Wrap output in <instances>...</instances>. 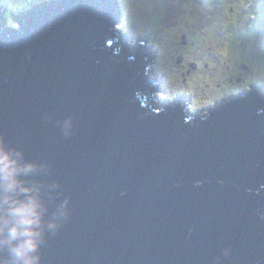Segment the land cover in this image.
<instances>
[{
	"label": "water",
	"instance_id": "obj_1",
	"mask_svg": "<svg viewBox=\"0 0 264 264\" xmlns=\"http://www.w3.org/2000/svg\"><path fill=\"white\" fill-rule=\"evenodd\" d=\"M117 14L115 0H49L18 29L0 17V139L68 201L40 264H264V96L204 117L154 104Z\"/></svg>",
	"mask_w": 264,
	"mask_h": 264
},
{
	"label": "flooded vegetation",
	"instance_id": "obj_2",
	"mask_svg": "<svg viewBox=\"0 0 264 264\" xmlns=\"http://www.w3.org/2000/svg\"><path fill=\"white\" fill-rule=\"evenodd\" d=\"M157 1L161 4V12L165 9L162 7L165 1L172 4L162 14L173 12L176 14L175 22L184 23L187 27L185 31L175 34L172 48L162 53V58L158 60L160 63L164 61L165 67H169V62L174 64L185 87L184 90L176 88L173 101L182 98L189 113L201 117L207 115L212 107L210 102L219 98L211 94L218 76H232V85H223V96L231 91L233 95L238 94L237 97L257 91L264 96V0H185V7H180L175 0ZM195 23L200 29H194ZM212 24L214 27H211ZM150 48L154 53L150 50L152 55L147 53L155 62L161 50ZM221 61L228 62L224 72L219 71L223 65H215ZM203 68L210 70L205 77L201 75ZM212 68L215 69L211 72ZM165 76L155 79L164 83ZM155 88L157 101H170L166 97V90L160 85ZM196 104L202 106L196 107Z\"/></svg>",
	"mask_w": 264,
	"mask_h": 264
},
{
	"label": "clouds",
	"instance_id": "obj_3",
	"mask_svg": "<svg viewBox=\"0 0 264 264\" xmlns=\"http://www.w3.org/2000/svg\"><path fill=\"white\" fill-rule=\"evenodd\" d=\"M141 44L136 47L143 48L153 63ZM156 99L154 95L152 100L161 102ZM68 128L66 122L65 135ZM50 174L47 165L27 160L22 150L0 139V264H40L39 250L46 234L55 235L68 219V201H59L60 184L35 179Z\"/></svg>",
	"mask_w": 264,
	"mask_h": 264
},
{
	"label": "rangeland",
	"instance_id": "obj_4",
	"mask_svg": "<svg viewBox=\"0 0 264 264\" xmlns=\"http://www.w3.org/2000/svg\"><path fill=\"white\" fill-rule=\"evenodd\" d=\"M46 1L49 0H0V15L3 14V16L6 18V20L4 19V29H18L19 26L16 21L24 22V19L22 17H25L29 12H31V10L37 8L41 5V3H45ZM115 2L118 13L116 30L121 32L118 36L122 40L134 46H137V43L139 41H141L142 44L144 42L145 50H150L152 53L154 52L150 47H156L161 50V53H157L158 58L152 64L153 71L151 72L150 76L153 79L159 76L166 75L164 78V83H161L162 81L158 82L159 85L164 90H166V97H168L170 101H173L172 95L176 94V88H181V90H184L185 87H183L181 84L180 74L178 73V69L176 72L174 64L171 65V63L169 62V67H165V65L163 64L164 61L160 63L158 60L162 58V53L172 48L171 44L174 42L175 34L180 33L181 31H185L187 29L186 24L179 23L177 21L175 22L176 14H174L173 12H166L162 14L163 11H168L169 6H173L170 3L167 4V1H165L166 4L162 5L163 8L165 7L162 12L161 4L157 0H115ZM175 3H179L180 7H185L186 5L185 0H175ZM9 14H13V17ZM195 27V29H200L198 25H196ZM211 27H214V25L212 24ZM217 28L218 27L216 26V29ZM175 43H177V39H175ZM150 51L148 52L151 54ZM227 63V61L225 63L221 61L220 63H216L215 65H223L221 66L222 69L219 71L224 72L228 67L226 65ZM214 69L215 68H212L211 72ZM209 72L210 70H206L203 68L201 74L202 77L207 76ZM231 78L232 76L225 78H221L218 76L217 79L214 81V89L213 91H211V94L212 96L219 98L218 100L215 99V101L210 102V104H212V107L208 109L209 111L229 101L230 99L228 97L232 99L238 96V94L233 95L234 92L232 91L229 94L227 93V96H223L221 93L223 85H232L230 83ZM227 81L228 84L226 83ZM156 94L159 95V93ZM198 101L200 102L201 100ZM207 101L209 102V100ZM215 102H219L220 104ZM197 106L200 107L202 105L196 104V107ZM197 115L199 116V114Z\"/></svg>",
	"mask_w": 264,
	"mask_h": 264
},
{
	"label": "bare ground",
	"instance_id": "obj_5",
	"mask_svg": "<svg viewBox=\"0 0 264 264\" xmlns=\"http://www.w3.org/2000/svg\"><path fill=\"white\" fill-rule=\"evenodd\" d=\"M118 7H119V6H118ZM27 13H28V12H27ZM1 16H2V15H0V17H1ZM24 16H25V15H24ZM22 18H23V17H22ZM1 20H2V19H0V21H1ZM153 63H154V62H153ZM153 63H151V62L149 63V72H148L149 75H150L151 72L153 71V70H152V64H153ZM151 78H152V77H151ZM155 80H156L155 78L152 79V82H153L154 84H155ZM155 86H156V84H155ZM155 90H156V88H155ZM155 90H154V91H155ZM152 101H153V100H152ZM153 102H154V101H153ZM161 103H162V102H161Z\"/></svg>",
	"mask_w": 264,
	"mask_h": 264
},
{
	"label": "trees",
	"instance_id": "obj_6",
	"mask_svg": "<svg viewBox=\"0 0 264 264\" xmlns=\"http://www.w3.org/2000/svg\"><path fill=\"white\" fill-rule=\"evenodd\" d=\"M9 15H11V16L13 17V14H9ZM196 25H197V23H195V26H196ZM195 26H194V27H195ZM195 28H196V27H195ZM195 28H194V29H195Z\"/></svg>",
	"mask_w": 264,
	"mask_h": 264
}]
</instances>
